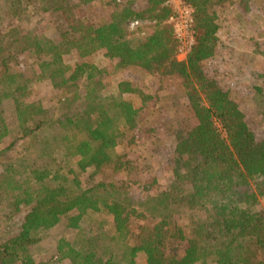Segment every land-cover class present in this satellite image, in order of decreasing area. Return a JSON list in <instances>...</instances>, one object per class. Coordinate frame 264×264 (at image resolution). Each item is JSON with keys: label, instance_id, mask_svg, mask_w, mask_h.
Masks as SVG:
<instances>
[{"label": "trees", "instance_id": "obj_1", "mask_svg": "<svg viewBox=\"0 0 264 264\" xmlns=\"http://www.w3.org/2000/svg\"><path fill=\"white\" fill-rule=\"evenodd\" d=\"M99 1L0 0V211L16 228L4 227L0 264H47L31 248L62 223L82 232L56 240L69 264H264V138L205 70L220 44L219 13L233 0H184L193 43L183 60L168 0H110L103 21L77 12ZM251 1L239 4L250 11ZM43 14L59 26L30 22ZM24 55L32 78L16 68ZM107 59L118 70L179 76L195 119L176 140L169 182L143 200L111 177L130 169L122 148L152 95L115 82ZM44 81L55 98L30 99ZM253 88L264 109L263 87ZM133 218L142 220L137 231Z\"/></svg>", "mask_w": 264, "mask_h": 264}, {"label": "rangeland", "instance_id": "obj_2", "mask_svg": "<svg viewBox=\"0 0 264 264\" xmlns=\"http://www.w3.org/2000/svg\"><path fill=\"white\" fill-rule=\"evenodd\" d=\"M110 0H101L93 3L94 5L78 9L77 12L91 17H98L103 21L110 13L111 7L107 4ZM124 1V0H118ZM74 2V1H73ZM141 2V0L139 1ZM173 6L177 15L171 19L174 24L178 21L180 26L190 15L186 13L184 0H168ZM192 12V10H191ZM184 15V18H183ZM187 17H186V16ZM221 19V29L219 30L220 44L217 55L206 61L205 70L214 77L224 88L231 90L234 98L239 102L247 115V120L259 137L264 138V112L261 102V95L254 87L258 84L263 87L264 94V0L251 1L250 11H245L239 4V0L233 3H226L222 6L219 13ZM42 16V15H41ZM32 17L34 24L38 26L50 24L56 26L60 24L57 16L43 14V18ZM43 28V27H41ZM192 30V29H191ZM58 40L57 33H52ZM180 48L177 55L179 60L186 58L187 50ZM259 48V49H258ZM72 60H77L76 53H72ZM30 55H24L17 69L29 72L32 78L30 65ZM99 60V57L97 58ZM104 68L109 72L110 77L116 82L118 80L129 79L144 88L152 95L151 100L142 110V123L133 132L134 140L131 144H125L122 148L123 161L127 162V171L113 174L111 178L124 181L126 192L137 199H145L152 195L159 187H165L170 180V165L173 149L176 140L183 135V130L187 125L194 123L192 112L189 108L187 94L182 85V80L177 75L160 76L148 72L147 70H137L127 68L118 70L113 60H104ZM111 79V78H110ZM29 92L30 99H41L48 103L55 98V91L48 81L41 82L33 86ZM11 110V109H10ZM10 110H5L7 117ZM6 139V143L10 142ZM2 163L0 162V169ZM146 185V188L143 186ZM258 209L264 210V196L260 197ZM3 211H0L2 225L0 226V239L6 236L3 231L5 226H10L11 231L16 229L13 221H5ZM5 213V210H4ZM21 218L18 214L15 222ZM132 227L138 230L137 226L142 221L133 218ZM144 221V220H143ZM13 224V226H11ZM86 234L91 228L90 223L83 224ZM81 230L69 229L62 223L55 228L45 232L43 239L31 248L32 255L38 260H43L47 264H69L62 261L56 255L54 245L56 240L62 236L70 239H78ZM258 258L264 259V253L259 252Z\"/></svg>", "mask_w": 264, "mask_h": 264}, {"label": "built area", "instance_id": "obj_3", "mask_svg": "<svg viewBox=\"0 0 264 264\" xmlns=\"http://www.w3.org/2000/svg\"><path fill=\"white\" fill-rule=\"evenodd\" d=\"M186 3V2H185ZM193 11L192 7L187 4L186 5V13L190 14L186 19L184 24H182V26H180V22L182 21H178L175 24V29L177 32L178 37L181 40V50L183 47H185L184 49H186L187 51H189V49L191 48V45L193 43V34H192V23H193V15L192 12ZM184 18V15H183ZM171 19H173V17H171ZM139 23V21H132V27H135L137 24Z\"/></svg>", "mask_w": 264, "mask_h": 264}]
</instances>
